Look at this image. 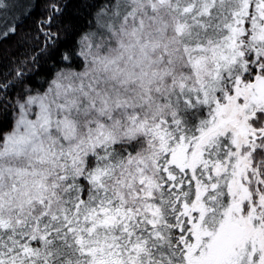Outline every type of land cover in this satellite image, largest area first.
I'll list each match as a JSON object with an SVG mask.
<instances>
[{"label": "snow or ice", "instance_id": "6c2138e0", "mask_svg": "<svg viewBox=\"0 0 264 264\" xmlns=\"http://www.w3.org/2000/svg\"><path fill=\"white\" fill-rule=\"evenodd\" d=\"M0 264H264V0H0Z\"/></svg>", "mask_w": 264, "mask_h": 264}]
</instances>
